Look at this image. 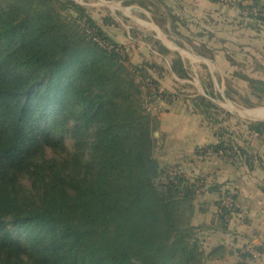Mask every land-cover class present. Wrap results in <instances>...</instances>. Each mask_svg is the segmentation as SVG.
I'll return each instance as SVG.
<instances>
[{
  "label": "trees",
  "instance_id": "obj_1",
  "mask_svg": "<svg viewBox=\"0 0 264 264\" xmlns=\"http://www.w3.org/2000/svg\"><path fill=\"white\" fill-rule=\"evenodd\" d=\"M229 1L263 25L258 0ZM118 47L74 0H0V264H210L224 255L222 244L207 251L192 223L203 177L156 157L160 120L135 73L145 80L148 70L128 64ZM171 67L186 76L180 58ZM153 81L150 100L172 98ZM243 122L263 140L264 120ZM216 134L196 154L264 171L249 141L223 127ZM68 136L73 152L46 158L49 148L65 151ZM216 203V227L228 230L235 214L245 219L232 190ZM251 250L241 258L261 257L264 244Z\"/></svg>",
  "mask_w": 264,
  "mask_h": 264
},
{
  "label": "rangeland",
  "instance_id": "obj_2",
  "mask_svg": "<svg viewBox=\"0 0 264 264\" xmlns=\"http://www.w3.org/2000/svg\"><path fill=\"white\" fill-rule=\"evenodd\" d=\"M74 1L86 7L107 35L117 42L118 50L122 57L127 58L128 64L143 66L148 70L145 80H141L139 76V67L135 73L137 80L142 81V88L149 100V111L154 116L157 115L159 120L161 112L194 109L203 116L204 122L211 126L214 132L220 127L226 128L232 138L246 139L255 150L261 149L260 144H264V138L259 141L246 134L243 121L248 118L238 109L244 110V107L253 104H264V88L261 89L258 82L262 80L256 79L249 84L243 79L248 87H242L241 80L233 72L234 67L239 70L246 69V60H249L239 56V34L243 32L250 38L251 29H264V23L252 26L255 20L247 8L238 9V6L229 0ZM254 2L256 0H243L246 6H251ZM258 2L259 7L264 10V0ZM223 46L227 54L226 74L219 71L222 61L216 57L217 51ZM162 48L168 49L169 52H162ZM178 58L182 60L186 76H178L171 67L172 61ZM224 79L228 88L224 87ZM153 80L161 91L172 95V98L162 100L157 97L150 100V96L154 97L156 91ZM199 96L206 97L218 108L201 105ZM160 124L155 131V155L162 165L178 168L176 164H165L162 159L158 148L162 136ZM73 145V139L68 136L65 139L66 150L54 151L49 148L46 158L62 159L73 152ZM21 183L26 189H32L28 177L22 178ZM197 203L199 206L200 199ZM201 221L197 219L195 223L199 224ZM215 225H220L219 220H216ZM197 236L203 247L211 241L208 234L202 233L199 227Z\"/></svg>",
  "mask_w": 264,
  "mask_h": 264
},
{
  "label": "crops",
  "instance_id": "obj_3",
  "mask_svg": "<svg viewBox=\"0 0 264 264\" xmlns=\"http://www.w3.org/2000/svg\"><path fill=\"white\" fill-rule=\"evenodd\" d=\"M252 26L255 27L257 24L254 23ZM256 29H251L250 38H247L243 32L238 33L239 56L249 58L246 60V69L233 68L235 69L233 72L241 80L242 87H248L247 82L243 80L244 76L264 81V29ZM225 50L224 46L221 47L216 55L218 60L222 61L219 71L223 74H226L227 70ZM224 87L228 88L225 79ZM238 110L249 120H264V104H253L244 107V110L240 108ZM159 118L162 136L158 148L165 164H176L192 179L203 177L202 181H199L200 204L198 206L197 199L192 223L211 238V241L204 246L207 251L220 244L224 245L226 250L222 257L211 260L210 264H236L240 261L245 264H264V254L250 260H243L240 256L241 249L251 250L264 244V171L259 166L249 169L243 163L233 165L216 156L205 158L196 154L197 148L218 142V135L194 109L161 112ZM257 140L261 141L258 138ZM260 145L261 149L258 151L264 157V144ZM214 185L219 186V191L210 188ZM229 189L236 193V198L246 214L245 219L235 214L229 221L228 230H222L215 226L218 212L216 202L222 198L225 190ZM197 219L202 221L196 224Z\"/></svg>",
  "mask_w": 264,
  "mask_h": 264
},
{
  "label": "built area",
  "instance_id": "obj_4",
  "mask_svg": "<svg viewBox=\"0 0 264 264\" xmlns=\"http://www.w3.org/2000/svg\"><path fill=\"white\" fill-rule=\"evenodd\" d=\"M226 205H227L229 208L232 207V200H231L230 198H228V199L226 200ZM251 251L253 252V254H254L255 256H258V255H259V253H258L257 251H255V250H251Z\"/></svg>",
  "mask_w": 264,
  "mask_h": 264
}]
</instances>
